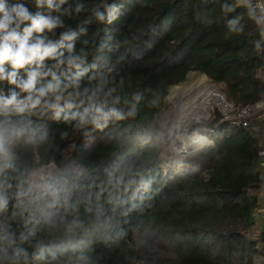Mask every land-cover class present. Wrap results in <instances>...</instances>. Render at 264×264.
I'll use <instances>...</instances> for the list:
<instances>
[{
  "label": "trees",
  "instance_id": "16d2710c",
  "mask_svg": "<svg viewBox=\"0 0 264 264\" xmlns=\"http://www.w3.org/2000/svg\"><path fill=\"white\" fill-rule=\"evenodd\" d=\"M83 2L87 12L67 21L73 27L96 6H120L115 22L93 20L88 35L103 39L106 31L111 32L115 46L110 53L114 70L109 86L121 97L117 107L134 115L110 121L102 131L90 129L88 137L71 125L49 120L44 140L14 148L15 163L21 171L53 166L52 177L91 185L93 193L114 190L128 201L125 207L135 203L136 208L127 216L119 209L114 213L105 191L98 202L103 210L99 218L94 197L92 213L83 204L79 207L87 234L78 233L70 240L62 226L51 231L39 227L37 238L54 250L68 251L58 261L46 257L36 264H257L264 255V229L256 239L252 237L259 204L255 192L261 185L256 138L221 122L216 112L202 131L214 149L170 161L166 155L173 136L158 134L157 118L171 88L186 82L191 73L223 86L228 100L237 105L260 99L264 54L253 47L259 39L257 26L245 15L244 33H229L227 19L245 10L237 8L226 17L220 10L224 0ZM121 177L124 183L117 187ZM129 180L136 184L125 191ZM13 211L10 205L0 220L17 233L27 232ZM80 240L84 243L73 251ZM21 246L31 251L27 243Z\"/></svg>",
  "mask_w": 264,
  "mask_h": 264
},
{
  "label": "clouds",
  "instance_id": "9594fccd",
  "mask_svg": "<svg viewBox=\"0 0 264 264\" xmlns=\"http://www.w3.org/2000/svg\"><path fill=\"white\" fill-rule=\"evenodd\" d=\"M237 8L245 11L227 19V31L243 34L246 15L259 30L253 47L264 54V4L256 0H224L220 5L226 17L236 13ZM86 12L83 0H0V214L11 205L13 216L19 217L28 229L17 233L0 220V264H36L46 257L58 261L68 249L54 250L37 238L38 228L51 231L62 226L70 240L78 233L87 234L89 228L79 218V207L83 204L85 211L92 213L94 197L99 218L103 210L98 202L105 191L106 202L114 213L119 209L121 215L127 216L136 208L135 203L125 207L128 201L114 190L101 188L93 193L91 185L21 171L15 163L14 148L44 140L49 120L71 125L88 137L90 129L102 131L110 121L134 115V111L117 107L121 97L114 95L116 89L109 86V74L114 70L110 53L115 46L111 32L106 31L103 39L88 35L93 20L109 25L115 22L120 6L103 3L92 8L75 27L67 23ZM122 183L121 177L116 186ZM134 184L135 180L127 181L125 191ZM138 191L139 188L132 193L133 200ZM75 193L79 194L74 196ZM25 243L31 251L21 246ZM83 243L80 240L72 250Z\"/></svg>",
  "mask_w": 264,
  "mask_h": 264
},
{
  "label": "rangeland",
  "instance_id": "374dc122",
  "mask_svg": "<svg viewBox=\"0 0 264 264\" xmlns=\"http://www.w3.org/2000/svg\"><path fill=\"white\" fill-rule=\"evenodd\" d=\"M200 82H204L205 85H213L215 86L217 90V94L221 96H225L228 99V95L221 85H217L214 82H212L211 79H209L207 76L200 74V73H191L183 84L173 87L170 90L169 95L167 96L166 100L162 103L160 106V111L158 113V122L160 124V129L158 131V134L162 137L165 136H173L172 145L170 149L168 150V155H166V158H168L170 161L177 160L181 161L185 158H190L195 154L207 152L210 149H214L213 143L204 135H202V131H205L203 128L205 125L211 122L213 118L216 116L217 112V106L211 107L209 109L208 114H202L201 112H197L196 116L194 110H191L189 107H184L183 105L186 104L188 101L183 97L181 91L183 89H188L189 87L193 86L194 84H198ZM215 90V91H216ZM206 89H204V93L206 94ZM217 97L214 99L217 103ZM230 101V100H229ZM213 102V98H212ZM233 102V101H231ZM234 103V102H233ZM201 115V116H199ZM188 116H196L197 119L194 117L191 122L181 123L180 119L182 117H188ZM196 119V120H194ZM194 120V121H193ZM195 134L201 135V137L205 138L207 140V144L203 145L202 147H198V149H193L194 151L190 150V152L180 150L182 140H188V138H192ZM188 137V138H186ZM181 140V143H178V141ZM184 142V141H183ZM178 145V146H176ZM41 173H44L46 175L52 176L54 172L53 166H48L40 171ZM256 196L258 197V207L255 214V226L252 230V237L256 239L261 230L264 229V181L261 182V185L258 189V191L255 192ZM161 254H163V250H160ZM168 253V252H167ZM262 258L263 256H260L257 258V264H262Z\"/></svg>",
  "mask_w": 264,
  "mask_h": 264
},
{
  "label": "built area",
  "instance_id": "2783aa9c",
  "mask_svg": "<svg viewBox=\"0 0 264 264\" xmlns=\"http://www.w3.org/2000/svg\"><path fill=\"white\" fill-rule=\"evenodd\" d=\"M264 4V0H256ZM221 96V95H220ZM217 112L221 115V122L247 131L257 140L258 172L261 182L264 181V95L252 104L237 105L225 96L217 99ZM214 105V106H215ZM198 137H201L199 134Z\"/></svg>",
  "mask_w": 264,
  "mask_h": 264
},
{
  "label": "bare ground",
  "instance_id": "6f19581e",
  "mask_svg": "<svg viewBox=\"0 0 264 264\" xmlns=\"http://www.w3.org/2000/svg\"><path fill=\"white\" fill-rule=\"evenodd\" d=\"M216 87L213 85H205L204 82H200L198 84H194L193 86L189 87L188 89H183L181 91L183 97L188 101L186 104H184V107H189L191 110H194L195 114L198 112H201L202 114L207 115L209 109L213 107L216 103L214 100L216 97L222 98V96L217 94ZM204 89H206V94L204 93ZM216 90V91H215ZM213 98V102H212ZM199 115V116H201ZM196 116H198L196 114ZM196 116H188V117H182L180 120L181 123L191 122L192 119L195 117L196 119L198 117ZM194 119V120H196ZM193 120V121H194ZM188 138V137H186ZM184 141V142H183ZM207 144V140L203 137H198L196 140L192 139L191 137L188 138V140H182V144L180 147V150L183 151H189L193 149H198V147H202L203 145ZM194 147V148H193ZM193 148V149H191Z\"/></svg>",
  "mask_w": 264,
  "mask_h": 264
},
{
  "label": "water",
  "instance_id": "95a60500",
  "mask_svg": "<svg viewBox=\"0 0 264 264\" xmlns=\"http://www.w3.org/2000/svg\"><path fill=\"white\" fill-rule=\"evenodd\" d=\"M197 138H198V135H194V136H193V139H194V140H196ZM178 143H181V140H179ZM176 146H178V145H176ZM191 152H192V151H191ZM191 152H190V153H191Z\"/></svg>",
  "mask_w": 264,
  "mask_h": 264
},
{
  "label": "crops",
  "instance_id": "0c3cea01",
  "mask_svg": "<svg viewBox=\"0 0 264 264\" xmlns=\"http://www.w3.org/2000/svg\"><path fill=\"white\" fill-rule=\"evenodd\" d=\"M263 211H264V209H263ZM261 260H262V264H264V258H262Z\"/></svg>",
  "mask_w": 264,
  "mask_h": 264
}]
</instances>
